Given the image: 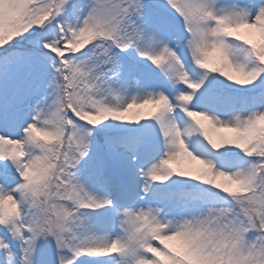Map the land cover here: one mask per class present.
I'll list each match as a JSON object with an SVG mask.
<instances>
[{
  "label": "snow or ice",
  "instance_id": "1",
  "mask_svg": "<svg viewBox=\"0 0 264 264\" xmlns=\"http://www.w3.org/2000/svg\"><path fill=\"white\" fill-rule=\"evenodd\" d=\"M0 264H264V0H0Z\"/></svg>",
  "mask_w": 264,
  "mask_h": 264
}]
</instances>
